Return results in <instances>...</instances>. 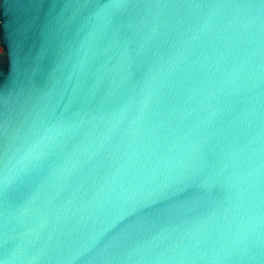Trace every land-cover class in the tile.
Wrapping results in <instances>:
<instances>
[{
    "label": "water",
    "instance_id": "water-1",
    "mask_svg": "<svg viewBox=\"0 0 264 264\" xmlns=\"http://www.w3.org/2000/svg\"><path fill=\"white\" fill-rule=\"evenodd\" d=\"M0 264H264V0H0Z\"/></svg>",
    "mask_w": 264,
    "mask_h": 264
},
{
    "label": "rangeland",
    "instance_id": "rangeland-1",
    "mask_svg": "<svg viewBox=\"0 0 264 264\" xmlns=\"http://www.w3.org/2000/svg\"><path fill=\"white\" fill-rule=\"evenodd\" d=\"M2 51L1 47H0V52Z\"/></svg>",
    "mask_w": 264,
    "mask_h": 264
}]
</instances>
